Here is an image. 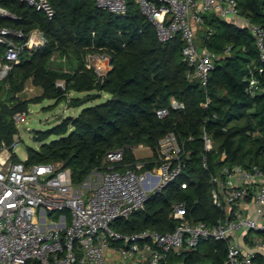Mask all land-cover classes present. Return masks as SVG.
<instances>
[{"label":"trees","instance_id":"obj_1","mask_svg":"<svg viewBox=\"0 0 264 264\" xmlns=\"http://www.w3.org/2000/svg\"><path fill=\"white\" fill-rule=\"evenodd\" d=\"M239 1L243 16L264 25V0ZM0 3L19 16L0 20V27L26 33L39 29L48 39L38 50L26 49L6 80L8 90L0 85V145L3 140L14 141L13 115L29 111L32 104L49 99L56 101L46 107L50 110L63 101L81 108L104 94L111 98L85 107L78 116L65 118L48 130H35L33 138L42 145L39 150L29 149L27 165L60 163L71 169L73 182L79 185L100 169L109 151L125 149L126 163L138 160L136 147L156 149L170 132L186 141L191 157L185 175L195 182L187 189L180 181L172 183L153 196L144 211L116 220L114 229L125 234L172 232L178 222L170 215L180 201L187 203L189 218L214 224L223 212L212 201L210 175L224 164L222 154H227L229 164L264 170V62L250 28L207 18L198 41L220 59L203 85L188 76L191 69L183 60L182 39L161 42L135 0H129L126 14L104 11L96 0H50L53 19L21 0ZM90 53L111 58L112 69L104 79L86 65ZM56 54L69 59V69L53 64ZM59 81L65 89L57 86ZM29 86L39 92L28 99L24 91ZM172 98L184 102L185 109L171 108ZM161 108H169V115L160 118L157 111ZM205 132L215 143L208 154V169L203 167ZM13 159L19 161L16 154ZM226 257L224 242L204 241L197 252L171 253L167 264H225ZM257 261L264 264L262 256Z\"/></svg>","mask_w":264,"mask_h":264},{"label":"built area","instance_id":"obj_2","mask_svg":"<svg viewBox=\"0 0 264 264\" xmlns=\"http://www.w3.org/2000/svg\"><path fill=\"white\" fill-rule=\"evenodd\" d=\"M30 7L55 16L50 0H21ZM142 14L156 27L158 39L169 42L181 38L183 60L190 67L191 80L206 85L220 56L201 46L198 30L210 16L222 20L236 18L253 32L264 62V25L252 23L242 15L239 0H135ZM97 6L115 14H126L129 0H96ZM19 16L0 3V20ZM48 43L43 31L30 33L12 27H0V85L22 61L26 49L33 52ZM93 54V53H90ZM94 68L99 79L112 69L111 58L103 53ZM101 54V53H96ZM57 86L65 89L63 81ZM25 97L36 96V88L25 89ZM207 104H205L206 106ZM185 103L171 99V108L184 110ZM169 108L157 111L168 116ZM29 111L16 112L18 128L26 123ZM206 153L203 167L209 168V152L215 143L203 135ZM19 139L0 145V264H167L171 253H193L204 241L227 245L225 264H258L264 259V170L227 162L224 152L215 172L210 175V195L223 215L214 224L192 220L185 201L173 205L171 218L178 223L172 232L144 230L125 234L113 227L120 219H129L144 211L147 202L164 189L180 181L187 189L195 181L186 177L191 152L175 132L160 140L153 153L136 161H125V149L107 152L82 184L76 185L70 168L60 163L27 165L14 161ZM137 148V147H136ZM135 148V149H136ZM134 149V153H135ZM136 155V154H135ZM121 243L119 246L118 244Z\"/></svg>","mask_w":264,"mask_h":264},{"label":"rangeland","instance_id":"obj_3","mask_svg":"<svg viewBox=\"0 0 264 264\" xmlns=\"http://www.w3.org/2000/svg\"><path fill=\"white\" fill-rule=\"evenodd\" d=\"M226 21H231L233 23L238 24L239 26L243 25V22L240 20L238 21L236 18H230ZM205 29L206 27L202 26L198 30V36H199L200 42H201L202 32ZM90 55H91V58L89 60V63L98 64L99 58L103 55V53L101 54L93 53ZM53 64L61 65L62 68L66 70L69 69V59L59 54L55 55L53 59ZM36 91L39 92V89L37 88ZM72 95L81 96L83 94L72 93ZM109 98H111L110 95L104 94V96L100 100H97L93 103L91 102L85 107H88L94 104L103 103ZM55 103H56L55 100L46 99L40 104L30 105L27 122L22 123L17 128L15 135H14V140L19 139V144L15 149V153L19 161L24 162L27 160L30 148H33L35 150L40 149L42 143L35 141L33 138L35 130H38V131L48 130L52 128L53 126L57 125L58 123H60L65 118H69L72 116H75V117L78 116L81 113V111L85 108V107H81V108L71 107L67 101H63L62 103L56 105L52 110L46 108L48 106L55 105ZM135 152L138 158H145V157H148L149 155H152L153 153L149 148H140V147H137L135 149ZM120 244L121 243H119L118 246ZM115 256H118V255L116 254L113 256L112 263L119 264V261L117 259H114Z\"/></svg>","mask_w":264,"mask_h":264},{"label":"crops","instance_id":"obj_4","mask_svg":"<svg viewBox=\"0 0 264 264\" xmlns=\"http://www.w3.org/2000/svg\"><path fill=\"white\" fill-rule=\"evenodd\" d=\"M136 153V152H135Z\"/></svg>","mask_w":264,"mask_h":264}]
</instances>
